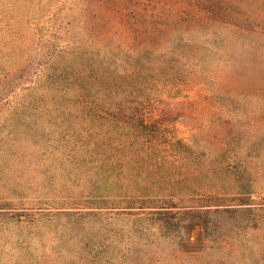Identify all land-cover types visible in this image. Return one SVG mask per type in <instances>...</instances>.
<instances>
[{"label":"rangeland","instance_id":"374dc122","mask_svg":"<svg viewBox=\"0 0 264 264\" xmlns=\"http://www.w3.org/2000/svg\"><path fill=\"white\" fill-rule=\"evenodd\" d=\"M0 264H264V0H0Z\"/></svg>","mask_w":264,"mask_h":264}]
</instances>
